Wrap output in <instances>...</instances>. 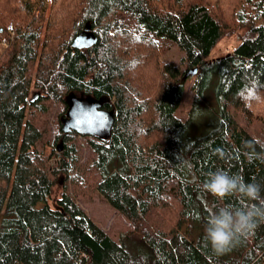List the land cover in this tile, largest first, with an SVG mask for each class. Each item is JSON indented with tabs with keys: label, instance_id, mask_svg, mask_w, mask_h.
<instances>
[{
	"label": "trees",
	"instance_id": "trees-1",
	"mask_svg": "<svg viewBox=\"0 0 264 264\" xmlns=\"http://www.w3.org/2000/svg\"><path fill=\"white\" fill-rule=\"evenodd\" d=\"M172 42L198 67L193 98L217 70L219 125L202 136L175 114L187 68L162 59ZM87 97L109 127L65 133ZM217 170L264 195V0H0V264H264V223L208 246V216L240 206L204 189ZM93 192L128 221L117 239L77 202Z\"/></svg>",
	"mask_w": 264,
	"mask_h": 264
},
{
	"label": "rangeland",
	"instance_id": "rangeland-1",
	"mask_svg": "<svg viewBox=\"0 0 264 264\" xmlns=\"http://www.w3.org/2000/svg\"><path fill=\"white\" fill-rule=\"evenodd\" d=\"M37 1V0H32ZM246 28L240 27L238 32L222 37L212 48L209 57H216L225 54L232 50V48L241 40V35L245 34ZM162 59L165 61H172L178 64L181 69L189 68L186 61H184V52L172 42L164 50ZM193 76V75H189ZM218 74L216 69L208 71L203 79L202 95L198 98H193V77L184 79V92L176 109L175 114L186 122V129L184 136H202L214 130L219 125L217 113V100H216V84ZM84 104L87 106L97 105V100L92 98H85L75 100L71 109ZM57 111V105L55 106ZM54 114L48 120V133L47 139L51 140L56 134L57 125L53 120ZM58 142L57 145H60ZM62 148V146H61ZM61 148H58L60 151ZM48 150V149H46ZM56 152L52 154L51 159H57ZM61 189L55 187L53 195L58 196ZM77 202L85 210L91 219H93L104 231H106L112 238L117 239L121 231L128 228L129 223L120 214L119 211L112 208L107 201L98 192H93L90 196H79ZM23 264V263H20Z\"/></svg>",
	"mask_w": 264,
	"mask_h": 264
},
{
	"label": "clouds",
	"instance_id": "clouds-1",
	"mask_svg": "<svg viewBox=\"0 0 264 264\" xmlns=\"http://www.w3.org/2000/svg\"><path fill=\"white\" fill-rule=\"evenodd\" d=\"M203 187L217 201L228 198L240 201L239 207L224 204L208 216L204 235L214 253L229 251L240 238L251 235L258 223H264V195L258 183L217 170L209 174Z\"/></svg>",
	"mask_w": 264,
	"mask_h": 264
},
{
	"label": "water",
	"instance_id": "water-1",
	"mask_svg": "<svg viewBox=\"0 0 264 264\" xmlns=\"http://www.w3.org/2000/svg\"><path fill=\"white\" fill-rule=\"evenodd\" d=\"M76 40H80V37H77ZM197 71V66L189 67L182 78L185 79L189 75H195ZM110 115L98 104L94 106L80 104L69 110L68 117L62 125V130L65 133L73 129L79 133L97 135L109 127ZM58 147L61 148L60 145Z\"/></svg>",
	"mask_w": 264,
	"mask_h": 264
}]
</instances>
